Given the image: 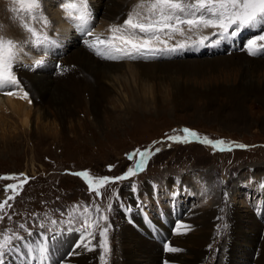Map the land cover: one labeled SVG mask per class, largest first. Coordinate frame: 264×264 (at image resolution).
Masks as SVG:
<instances>
[{"label": "rangeland", "instance_id": "1", "mask_svg": "<svg viewBox=\"0 0 264 264\" xmlns=\"http://www.w3.org/2000/svg\"><path fill=\"white\" fill-rule=\"evenodd\" d=\"M42 1L47 6L48 0H37L40 4ZM65 1L59 0V10L62 9L61 7H63ZM120 1L126 2V0ZM128 1L132 3L130 11L139 2H142V0ZM17 2H20V0H0V38L4 40L12 39L17 46L27 47L30 45L32 38L29 40L23 39L20 34L26 32L27 27L30 26L22 30L19 25L23 24V21H18V19H20V16L22 18H31L30 11H36L37 8L29 9L27 3L18 7ZM88 3L89 5L96 4V7L101 6L102 3L104 7H101L105 10L106 2L104 0H88ZM48 5L57 22V14H60V12L56 8L52 9L51 3H48ZM105 15H101L103 21L100 22V24L105 26L122 20L114 22ZM65 19H67L66 15H64L62 20L64 21ZM185 29L187 30L186 26ZM202 32L203 30L201 32L198 31L200 35ZM193 39L198 40L197 37ZM248 40V38H242L237 41ZM52 41H48L45 46L54 50L53 48L56 44L62 42V38L58 41L53 38ZM49 44L50 46H48ZM40 46L35 44V48L42 56L51 54L50 50H43ZM79 46L80 44L71 45L72 49L68 52L67 58L75 53ZM261 46H264V42ZM23 53L22 55L25 56V53ZM29 53L30 51L28 50L27 54L29 55ZM228 55L213 53L208 56H192L182 59L189 61L202 58L230 57ZM244 56L252 59V57ZM257 56H264V52L257 54ZM23 58H18L21 59L19 61L23 65L22 67H31L37 62L34 59H27L26 56V59ZM50 58L52 57L50 56ZM50 58L45 57L48 60H51ZM158 58L157 55H154L153 60ZM63 61V59L55 60V63L61 66ZM118 61L124 63L125 67L133 64L130 58H120ZM255 61L264 62V59H256ZM44 63L45 61H42L40 64V67H42L41 72L52 74L56 71L54 69L50 71L52 66L47 64L44 67ZM81 68V66L76 65L74 71L83 73L86 80H92L94 72L84 73ZM215 70L210 74L219 76L220 70ZM14 71L17 76L21 72ZM127 74L128 80L124 79L122 82H117L116 80L115 88H112L109 84L106 85L111 92L110 99L112 102L106 103L100 112H96L92 110L87 98L85 106L76 109V115L67 124L66 130L62 132L59 123L55 121V114L52 108H47L50 111V117L41 126L42 131L43 127L46 129L43 133L40 130V125L35 120L31 122V129L34 131L28 128L22 129L18 116L12 114V112H0V115L5 116L6 119H3L2 123L7 124L6 130L0 129V177H13L7 180L0 179V203H3L7 197L13 195L12 191L5 193L4 188L6 185L17 184L25 177L28 178V182L23 185L22 189L18 190L15 199L9 200L4 209L0 211V216L4 217L3 220H0V240H3L4 236L11 238L6 255L7 257L11 256V260L6 261V264H20L21 260L32 261V264H63V259L52 260L54 255V250L52 249L54 247L47 249L45 253L46 260H42L38 253L28 249L27 245L24 250L12 246L18 242L19 237L23 233L26 235L25 228L20 227L21 225L31 224L36 219L38 221L41 211H45V209L52 210L58 206L65 211H69L70 207L72 212L69 218H60H67L66 222L68 224L59 221L57 223L58 229L69 231L70 237L73 233L80 237V230L85 227H87V231L94 233L95 239L91 241V244H94L95 248L90 250L92 253L90 264H120L124 262L122 255L125 252L121 248L123 247V240L119 237L122 233H120V229L123 225L128 227V229L130 228L129 230H124L125 234L133 232L138 239H144L142 238V233H140L142 235L135 233L130 225L131 221L125 215H123V218L121 211L133 206L129 196L130 201L126 197L132 187L136 189L135 197H137V200H141L139 188L146 179L153 181H162L164 179V183H162L164 193L162 196L153 192L151 184L153 186L154 184L152 182H146L144 189L147 185L151 186L150 194L145 191L149 201L145 205L142 203V206L144 205L146 208L143 206L142 209L139 208L135 212L143 215L142 220L144 223L140 226L148 231L145 238L147 237L148 240L149 238L151 240L154 238L161 247V256L157 260L155 259V262L165 264L166 262L169 263V261H179L180 258L182 261V257L189 262L194 260L190 255H187L189 252L186 247L180 251L181 253H178V256H169L166 251L170 241L169 238L165 235H159L160 232H156L157 230L153 231L152 226H150L151 229L148 228V224L145 222L146 217L155 221L159 220L168 226V213L173 209L171 206L180 200H183L180 203L182 205L180 207L181 209L183 207L182 211L185 213L194 211L195 214H202L205 211H213V208L216 209L217 216L212 219V239H209L206 245V252L197 264H221L223 262V264H229L228 259L235 262V264H243L247 258L246 250L250 252L253 249L249 246L250 242L256 241L257 237L264 240V221L259 220L262 224H259V227L255 226L261 228L260 232L256 234L252 232L254 230L253 218L249 216L251 213L252 217H256L252 208L256 204L257 206L262 204L259 198L264 193V187L260 188L254 181V177L258 176L257 182L260 185L264 184V97H261L259 93L264 90H259L255 93L256 95L244 93L234 95L231 91H226V89L236 86L238 84L236 79L234 81L231 78L228 81L221 76L218 81L209 83L208 86L206 84L199 85L202 80L211 76L207 77L202 74L192 73V75H186L180 79L182 84L193 85L198 88V90H194L189 87L187 96L174 98V83L169 80L155 81L153 83V94L144 96L146 104L141 105L138 102L135 106H130L129 95L125 85L130 90L133 89L137 92L139 81H136L130 75V72ZM73 75V77L77 76L76 74ZM64 84L65 82L61 83V85ZM257 84L256 88H264V82H258L257 80ZM8 88L11 87H4L5 90ZM15 88L18 87L8 90L14 91ZM19 88L23 90L24 86L20 83ZM27 89L28 92H26L31 95V98L28 96V98L24 99L22 97L23 92L17 89L11 95V100L14 104H20L23 100L27 110L31 111L33 110L32 97L35 96L36 92L31 88ZM210 92L211 95H209ZM19 93L21 94L18 95ZM74 125H77L76 127L78 128L76 132L71 130ZM185 128L196 132L199 139L191 142H174L168 139L176 136L183 137V129ZM204 138L213 141L223 140L225 141L224 147L228 148L230 146L231 150L220 151L218 148H213L201 142ZM239 145H244V147L241 148ZM145 149H150L151 152L143 171L138 172L136 176L128 180L107 183L103 187L94 184L93 186L98 188L101 194L99 197H97L95 191H89L86 181L79 176L73 175V173L82 171H88L90 177L94 178L123 175L129 167H135L139 152ZM130 153H136V158L129 160L128 154ZM109 166H111V170ZM239 174L241 178L238 181L239 188L236 190L234 180ZM172 175H177V177H170ZM182 175L185 177L184 180L179 178ZM191 175L199 176V178H192ZM125 181H128V184L127 182L124 184ZM243 182H247L249 188L244 187L242 185ZM128 185L130 187L127 190ZM161 187V185L157 186L156 190H161ZM143 193L141 191L142 195ZM241 193L243 195H240ZM203 195L206 197H202ZM70 203H74L75 207L79 206L80 209L74 210ZM109 205L112 206L111 210H109ZM96 206H99L103 214L108 216V221L98 220V217L95 219L90 218L95 217ZM87 207L92 208L91 214L85 211ZM166 207L169 209H166ZM231 212L240 214L241 221L236 231V244L230 250L229 255L226 253L227 248L225 246L226 243L228 244L233 239L234 229L229 222ZM161 213H163L162 217H158L161 216ZM257 213L261 212L257 211ZM182 214L177 213L173 217L174 224L172 225L174 228L179 226V219ZM86 219L88 220L87 226L84 223ZM97 222L101 227L97 228L94 226ZM105 226H109L107 233L109 251L107 253L102 251L99 235ZM168 227L171 228L172 226ZM138 230L142 232L143 229ZM31 232L33 231L31 230ZM188 233L192 232L188 231ZM39 246L33 244V248ZM55 248L56 251L61 252L62 257L64 251L60 250V248L62 249L63 247L57 246ZM76 248L73 244L72 249L76 251ZM63 249L67 250L68 246ZM257 254V250L254 251L253 260ZM221 255L223 257L220 262ZM35 257L39 259L37 260ZM73 258L75 259L76 255ZM145 259L136 257V260L141 262L140 264H145ZM226 259L227 261H223ZM150 262L153 261H149L148 264ZM246 262L249 264V261ZM253 263L255 262L253 261ZM66 264H69L68 261Z\"/></svg>", "mask_w": 264, "mask_h": 264}, {"label": "bare ground", "instance_id": "2", "mask_svg": "<svg viewBox=\"0 0 264 264\" xmlns=\"http://www.w3.org/2000/svg\"><path fill=\"white\" fill-rule=\"evenodd\" d=\"M104 1L106 2L105 10L102 9V7H104V4L102 5L101 3L102 7L101 6L96 7V10L99 9L98 13L96 15L93 12L91 13L89 17L90 22H93L94 20L98 19L99 16L101 17V15L104 16L105 14H106L105 16H107L109 19L113 20L114 22L119 21L126 16V13H128L130 11V8L132 7V3L129 2L128 0H126V2H121L120 0H104ZM79 2L80 0H66L64 4L79 3ZM64 4H63V7H61L62 9L59 10L60 14H57L58 19L56 18L59 29L64 30V28H67L69 25V26H76V29L80 31L77 27V22L73 18L74 15H76L77 13H73V16H69L68 12L64 8ZM59 15L61 18H59ZM64 15L67 16V19L63 21L62 18L64 17ZM37 20H39V24L43 22L42 17L41 19L39 18ZM112 24L113 23L107 24V26L112 25ZM210 30L211 28L203 29L201 37H210L211 39L215 40L216 37L213 36V32H211ZM198 31L201 32V30H198ZM215 31L217 30L215 29ZM37 32L40 36L47 35L49 37V41L50 42L52 41L51 35L44 33V32L42 33L39 31ZM185 32H189V31H185ZM52 38H55L57 41L59 39L61 40V37L59 36H54ZM175 38H177L175 40L176 42H181L180 35H176ZM67 42L69 45L66 46V52H65L66 55L64 56L63 65H61V67H59L55 63V61H53V57L50 58L51 60H46L44 63V67L47 64H50L52 66L50 71L52 69L56 70L52 74H44L43 72H41L42 67L37 66V65L36 67H33V68H27V67L19 68V69H29V70H19V69L16 70V71H21L18 75V78L20 80L21 85L24 86L23 89H25V91L28 92L27 88H31L33 89V91L36 92L35 96L32 97L33 110L31 111L27 110L26 104L24 103L23 100L20 102V104L13 103V101L11 100L12 99L11 95L6 94V92L10 91L8 89L14 88L13 86H9L11 88H8L6 90L4 89V87L0 88V112L1 111L12 112V114L18 116L22 129H25V128L31 129L32 127L31 122L35 120L36 122H38L37 124L40 125L39 127L41 130V126H43L44 124L43 122L47 118L50 117V114H49L50 111L47 108H52V111L55 114L54 115L55 121L59 123V127L62 132L63 130H66L67 124H69L72 118H74V116L76 115V109L79 107L85 106L87 98L89 99V103H90L92 110L96 112H100L104 108L106 103L112 102L110 99L111 92L106 87V85L109 84L110 86H112V88H115L116 86L115 81L117 80V82L118 81L122 82V80L123 81L124 79L126 80L128 77V74H127L128 72H130V75L136 81H139V88L137 89L138 90L137 92L134 91L133 89L130 90L125 85V89L127 90V93L129 95L130 106H135L136 104H138V102H140L141 105H145L146 99L144 96L153 94L154 92L153 83L155 81L159 82V81L169 80L172 83H174L175 85L173 89L174 98H183L187 96L189 94V91H188L189 87H191L194 90H198V88L193 85L188 86L187 84L186 85L184 83L182 84L180 79L186 75L188 76L192 75V73L198 74V75L202 74L207 77L211 76L210 78L208 77V79L202 80L201 84L199 85L206 84L208 86L209 83L218 81L221 78V76H223L225 80H228L231 78H233V80L236 79L238 83L236 86H233L231 89L225 88L226 91H231L232 94L234 95H240V93H244L247 95H256L255 93H257L259 90H264V88L255 87L256 85H258L257 80L258 82H261V81L264 82V62H258L255 60L264 59V57L250 59V58L245 57L244 54L242 53L241 54L234 53L232 55L229 54L228 56L230 57H218V58H207V59L202 58V59L189 60V61H186L184 59L159 61L160 56L162 55L164 56V54L162 53V54L157 55V57L159 58L156 60H153L154 62L145 61L143 59H140L139 62H134L133 64L127 65V67H125L124 63L122 62L117 63L112 59H106V58H103L102 56H101L102 57L101 59L97 56H94L90 52L86 51L85 43L80 44V46L75 51V53H73L69 58H67L68 52L72 49V47L70 46L71 45L75 46L78 44V43L76 44L74 38L69 39ZM118 43L119 41L117 40V44ZM45 44H47V42L41 44L40 46L41 49L50 50V52L54 51L51 48H47ZM57 45L58 43L56 44V46ZM219 45H216V47H218ZM48 46H50V44ZM20 48L17 47V45L15 48H13V52L16 53L17 58L24 57L23 59H26L25 58L26 56L27 59H35L36 57H38L34 54L35 51L33 50V48H31V46H30L31 48L30 50L26 46L20 47ZM55 48H60V47H54L53 49ZM28 50L30 51L29 55L27 54ZM210 51H212V48L211 49L208 48L205 51V53L208 52V55H210L209 54ZM22 52L25 53V56L22 55ZM179 53L183 56H186L185 53H182V52H179ZM193 57H198V56H193ZM76 65L81 66L82 67L81 69L84 71V73L94 72V74H92L93 79L86 80L83 73L74 71V68L76 67ZM30 69H33V70H30ZM215 69L220 70L219 76H216L215 74L213 75L210 74ZM73 74H76L77 76L73 77L74 76ZM62 82H65V84L61 85ZM18 89L20 90L19 86H18ZM20 91L23 92V90H20ZM259 93L261 97H264V91L259 92ZM20 94L21 93H19L18 95ZM209 95H211V92L209 93ZM29 97L31 98L30 94H29ZM3 119H5V116L0 115V129L6 130L7 124L2 123V121H4ZM76 126L77 125H74L72 127L71 130L73 132H76L78 130ZM45 130L46 129L43 127V131L41 130L42 133L45 132ZM183 175L179 178L184 180L185 177H183ZM174 176L177 177V175H172L170 177H174ZM191 177L195 179L199 178V176H195V175H191ZM240 178H241V175L239 174L234 180L236 190H238L239 188L238 181L240 180ZM257 178L258 176L254 177V181L257 183V185H259L260 188L264 187V184L260 185L257 182ZM146 182H149V181H146ZM146 182L144 183V185L146 184ZM176 182L178 181L176 180ZM161 183H164V179H163V182ZM144 185H143V188H144ZM244 185L246 186L247 182H244L243 186ZM151 186L154 187L152 184ZM151 186L150 185L145 186V191L148 194H150ZM129 187L130 186L128 185L127 188L126 187L125 188L128 190ZM246 188L248 187L246 186ZM129 193L132 194L131 192H128V194ZM147 193L145 194V198L143 199L145 200V203L149 201ZM239 193H240V190H239ZM205 195H207V193H205ZM240 195H243V193H241ZM202 197H206V196L203 195ZM259 199H260V202L262 203L261 205H263L264 193L260 196ZM182 201L181 200L178 201L175 205L171 206V208H173L174 210H179L178 209L180 208L179 204ZM144 208H146V206H144ZM260 208L264 211L263 206L254 207L252 208V210L253 212L255 210L256 211L255 213H257L258 209ZM138 209H139V206L136 205L132 207L130 210L126 209L124 213L126 214L128 219H130L131 221L130 225L134 229L135 233L137 234L142 233L143 235L142 234L140 235H142V238L144 240L138 239V237L135 236L136 234H134L133 232H129L128 234H125L124 230H127L128 227H125L123 225V227L120 229V233L121 232L122 233L120 234L119 237L123 240V247L121 248H123V252H125V254L123 253L122 255L124 257V262H121L120 264H140L141 262L137 261L136 257L146 258L147 260L145 259L146 261L145 264H148L149 261H153V262H150V264H160L159 262H155V261L157 260V258H160L161 256V253H162L161 247L158 245V243L156 242L154 238H153L154 240H151L150 238L148 240L147 237L145 238V235L148 233V231L146 228H142L140 226L142 225V223H144V221L142 220L143 218L142 214L135 213ZM166 209H169V208L166 207ZM180 213L181 214L183 213V214L179 219L180 220L179 226L175 228L172 224H174L173 217H175L177 213L173 215L171 214V211L168 213V216H169L168 226L171 225L172 226L171 228H169L168 226H166L164 223H162L159 220L155 221L153 219H148L146 217L145 219L147 220L146 222L148 223L149 227L152 226L153 231L155 230L160 231L159 229H162L169 233L170 241L167 246H172V247L179 249V251L177 252H173V253L168 252L167 254L169 256H175V255L178 256V253L186 247L189 252L187 255H190L192 259L194 258V260L190 259L191 261L189 262V261H186V259L180 255L182 257V261L180 258L179 261H169V263L166 262L165 264H197L199 260L201 261V257L206 252V249H207L206 245L208 244L209 239H212V229H211L212 219L217 216L216 209L213 208V211L211 210L205 211L202 214H198V213L195 214L194 211L190 213H184L181 211ZM255 213L254 215L256 217L254 216L252 217L251 213L249 216L250 218H253L252 220H253L254 230L252 232L257 234L261 230V228H257V227H259V224H262V222H260L259 220L264 221V213H259L263 217V219L261 217H258L260 216L258 215V213L257 214ZM160 215L161 216H158V217H162L163 213H161ZM240 221H241L240 214L238 213L231 214L229 222L233 226V229H234L233 239L228 244L226 243V246H225L227 248L226 253L229 255H230V250L233 249L236 244V231L239 227ZM198 226H200L199 229H197ZM193 228H196V229H193ZM138 229H143V230L142 232H140ZM164 231L161 233L165 234ZM188 231H191L192 233H188ZM62 240L64 241V243L61 242ZM262 240L261 238L259 239V237H257L256 241L250 242L249 246H251L253 249L250 252L249 250H246V255H247L246 261H249V264H264V240L263 241ZM56 243L57 244L55 247L62 246L63 248H66V246H68L67 250L60 248V250L64 251L62 257L60 254L61 252L58 251L59 257L63 258L64 260L63 264H66L67 261L69 264H90L91 263L92 253L90 250H88L85 247H82V248L77 247L76 251L73 250L71 252L70 254L71 257L70 256L67 258L64 257L65 252L69 251V247H70V245L68 244L67 236L65 238L56 239ZM191 248L193 249L192 251H191ZM256 250L258 254L256 258L253 260V253ZM136 254H138V256H136ZM75 255H76V258L74 259L73 256ZM222 257L223 255H221L220 262L222 261ZM223 261H227V259ZM253 261L255 263H253ZM228 262L229 264H235V262H233L232 260L230 261V259H228ZM245 262H243V264H248L247 262L246 263ZM20 263L29 264V261L21 260Z\"/></svg>", "mask_w": 264, "mask_h": 264}, {"label": "snow or ice", "instance_id": "3", "mask_svg": "<svg viewBox=\"0 0 264 264\" xmlns=\"http://www.w3.org/2000/svg\"><path fill=\"white\" fill-rule=\"evenodd\" d=\"M23 5L28 4L29 9L40 8V3L37 0H20ZM65 10L69 16L74 15V20L77 22L78 29L86 36H92L90 29H87L89 24V17L91 15L89 9L88 0H80L79 3H67L64 4ZM264 22V0H142L137 4L133 10H131L127 18L123 21L122 25L113 26L110 31L114 33L113 36L103 39L96 37L94 41L84 40V43L93 49L97 55L106 59H120L130 58L136 59L138 56L145 57L149 54L158 55L162 53H172L189 47L185 43H178L175 46H169L168 40L175 35H185V26L189 32L195 30H203L206 28L216 29L213 36L215 40L210 37H201L199 43L205 46H215L216 44L226 40L229 37H235L245 27L255 25L257 23ZM25 27H27L25 25ZM27 31L31 33L36 45H41L49 41L47 35L40 36L35 29L27 27ZM167 37L168 39H164ZM257 39L264 40V34L259 35L257 38L251 39L246 44L247 52L256 56L262 50L264 46L257 47ZM118 40L119 43H114ZM208 44H205V42ZM155 45H162L157 47ZM16 45L12 39L4 40L0 38V88L5 86L18 87L20 80L15 74L14 70H18L23 65L17 58L16 53L13 52V48ZM103 49V50H102ZM41 62L37 61L36 65L40 66ZM33 70V69H30ZM6 94L12 95V91H8ZM28 93L25 92V96ZM183 137H169V140L174 142H191L192 140L199 139L198 134L190 129H183ZM202 143L208 144L213 148H218L220 151L231 150V147L225 148V141L223 140H210L204 138ZM243 148L244 145H239ZM158 151V149H157ZM151 150L145 149L139 152V158L135 167H129L125 174L120 176H103V177H90L88 171L76 172L73 175L81 177L88 183L89 191H95L97 197L101 194L98 188L93 185L96 184L100 187L105 186L107 183L119 182L121 180H128L143 171L147 158L150 155ZM136 158V153L128 154V159L132 160ZM111 170V166H109ZM13 177L5 176L0 179H11ZM28 182V178L25 177L17 184H8L5 186L4 191L8 193L13 192L12 196L0 203V211H2L9 200H14L15 195L18 194V190L23 188V185ZM136 191L135 187L132 189ZM207 191V189H205ZM226 195V194H225ZM111 210V205L108 206ZM85 211L89 214L92 213V208L87 207ZM98 220L108 221V216L103 214L102 209L99 206L95 208V217ZM4 217L0 216V220ZM11 219V217H9ZM55 224V221H52ZM85 225H88V220H85ZM95 227L99 228L101 225L97 222ZM110 226V225H109ZM109 226L103 227L100 231V246L104 253L109 251L107 243V233ZM20 227H25L21 225ZM35 236L38 241L46 242L50 238L46 234L33 233L29 231L27 240L24 237H19L20 243L13 244L12 246L21 249L25 244L27 248L35 251L39 254L42 260H46L45 253L47 251V243H43V246L33 248V241L31 238ZM95 239V235L92 232L87 231V227L80 230V240L75 247H85L88 250H94L95 245L91 244V241ZM11 238L4 236L3 240H0V264H6V255L9 250V244ZM91 245V247H90ZM166 251L169 253L179 251L178 248L167 246Z\"/></svg>", "mask_w": 264, "mask_h": 264}]
</instances>
